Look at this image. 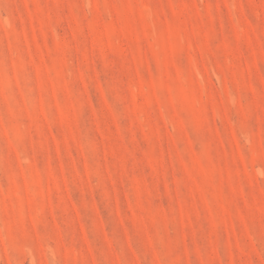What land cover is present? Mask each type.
<instances>
[{"label": "rangeland", "instance_id": "374dc122", "mask_svg": "<svg viewBox=\"0 0 264 264\" xmlns=\"http://www.w3.org/2000/svg\"><path fill=\"white\" fill-rule=\"evenodd\" d=\"M0 264H264V0H0Z\"/></svg>", "mask_w": 264, "mask_h": 264}]
</instances>
